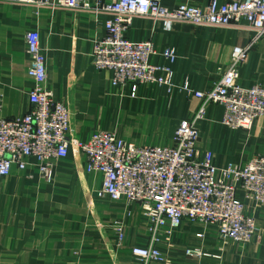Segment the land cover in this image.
Here are the masks:
<instances>
[{
  "label": "crops",
  "instance_id": "crops-1",
  "mask_svg": "<svg viewBox=\"0 0 264 264\" xmlns=\"http://www.w3.org/2000/svg\"><path fill=\"white\" fill-rule=\"evenodd\" d=\"M159 1L174 8L182 3L206 6L211 0ZM110 17L105 11L0 0V117L22 116L32 106L35 81L27 72L26 33L37 30L45 55V86L68 106L71 136L86 141L101 129L137 145H172L179 122L194 119L205 102L182 85L188 81L195 91L211 89L227 68L232 48L246 45L255 34L247 21L195 25L135 15L126 37L152 39L156 53L150 61L172 67L174 86L169 90L144 82L132 96L130 84H113V71L93 64L95 44L106 36ZM167 48L176 50L174 62L162 55ZM238 82L264 86V35L241 66ZM223 114V105L208 103L205 117L197 120L199 156L211 150L214 164L224 167L244 166L264 153V116L243 129L225 125ZM26 160L25 169L13 165L10 175L0 179V264H264V209L246 199L242 189L238 196L256 218L251 241L223 239L217 225L185 219L171 233L167 228L160 232L155 245L165 260L143 262L132 254L133 247L150 244L141 205L97 197L103 176L86 170L82 150L71 147L66 157L55 159L51 181L42 177L34 158ZM116 222L123 225L121 240ZM191 247L220 258L191 257L186 253Z\"/></svg>",
  "mask_w": 264,
  "mask_h": 264
},
{
  "label": "built area",
  "instance_id": "built-area-1",
  "mask_svg": "<svg viewBox=\"0 0 264 264\" xmlns=\"http://www.w3.org/2000/svg\"><path fill=\"white\" fill-rule=\"evenodd\" d=\"M43 6L77 7L111 14L106 21L107 34L95 44L93 64L98 69L113 71V84H130L132 96L144 82L174 86L170 65L150 61L156 53L152 39L133 41L126 31L135 15L155 20H185L195 25L228 26L247 21L255 34L246 45L232 48L230 61L219 81L206 92L195 91L188 81L182 88L188 94L205 99L194 119L181 120L175 129L172 145H137L108 130L94 131L88 140L69 134L70 110L45 86L47 77L45 55L40 33H26L30 56L28 75L35 85L30 92L31 108L19 117H0V179L10 175L13 165L25 169L27 158H34L44 179H53L54 160L66 157L71 147L87 156L86 170L101 172L102 186L97 197L125 200L141 205L147 217L150 234L148 246H135L132 254L143 262L164 261L156 247L160 232L171 233L185 219L215 224L221 238L246 243L257 232L255 215L248 213L238 196L242 189L249 199L264 209V153L253 156L244 166L214 164V154L197 153L199 129L197 120L206 115L208 103L224 107L222 122L232 128L251 129L256 117L264 116V86L245 87L238 82L240 68L250 50L264 35V0H211L206 6L182 3L164 6L159 0H18ZM162 55L170 62L176 50L167 48ZM119 239L123 225L116 222ZM198 233V237H203ZM191 257L214 256L200 247L186 250Z\"/></svg>",
  "mask_w": 264,
  "mask_h": 264
},
{
  "label": "rangeland",
  "instance_id": "rangeland-1",
  "mask_svg": "<svg viewBox=\"0 0 264 264\" xmlns=\"http://www.w3.org/2000/svg\"><path fill=\"white\" fill-rule=\"evenodd\" d=\"M76 210H77V208H76ZM60 222H61V220H59Z\"/></svg>",
  "mask_w": 264,
  "mask_h": 264
}]
</instances>
